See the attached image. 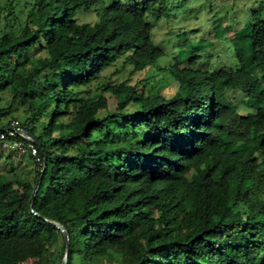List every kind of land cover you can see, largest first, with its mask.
<instances>
[{
  "label": "trees",
  "instance_id": "16d2710c",
  "mask_svg": "<svg viewBox=\"0 0 264 264\" xmlns=\"http://www.w3.org/2000/svg\"><path fill=\"white\" fill-rule=\"evenodd\" d=\"M239 7L0 0V132L19 120L43 161L0 141V264H61L56 225L66 264H264V1L236 27ZM177 17L172 40L196 22L202 49L225 24L235 74L156 45ZM131 53L174 93L114 81Z\"/></svg>",
  "mask_w": 264,
  "mask_h": 264
},
{
  "label": "rangeland",
  "instance_id": "374dc122",
  "mask_svg": "<svg viewBox=\"0 0 264 264\" xmlns=\"http://www.w3.org/2000/svg\"><path fill=\"white\" fill-rule=\"evenodd\" d=\"M208 2H215V3H222L225 0H207ZM229 1V0H226ZM236 2H240L241 7L233 9V16L236 20H230V22L233 23L236 27H240L243 25L244 21L249 17V9L252 7V3L254 1L262 2L264 0H235ZM219 7V5L217 4ZM231 5L230 3L226 5V9H230ZM264 12V11H261ZM230 17V18H231ZM179 18H170L167 21H160L154 31H153V41L156 45H159L160 47H163L168 53H172L174 49H172L171 44L176 45L179 43L178 41H182L185 44L184 46V52L191 53L192 55L194 53H198L202 57L206 58L207 60L204 61L203 66L211 65L213 68H218V70H221L222 74L225 75H234L235 69L234 68V55L232 53V50L229 48V40L232 37L231 33L227 32L225 24H223L220 28H215L214 31L217 33L218 38L216 40H212V45L209 48L202 49L198 44V38L201 36L202 32H199L196 28V22L191 23L189 27L186 28L185 34H180L178 36V39L176 41H173V35L176 34V32H180L181 30L178 21ZM91 20V17H87L85 21ZM218 21V20H217ZM196 29L195 31H193ZM179 34V33H178ZM193 41V42H190ZM176 49V48H175ZM143 58L142 53H135L134 55L129 54L127 57L128 63L125 66V71L123 72L122 76H115L113 78L114 81L118 80H126L127 84H133L136 81H140L141 85H145L146 90L150 91H160L162 94L166 96H171L175 91V84L171 82L169 77L166 75L159 76L160 73L156 72L154 68H145L144 72H134L131 75V72L133 71L132 66L139 67L141 65V59ZM232 66V68H230ZM144 73H146V76L144 77ZM145 78L146 80H143ZM2 98L7 100L9 98V95L6 92H3ZM233 98L235 103L238 105V112L240 114L246 115L250 118H252V115L248 110L245 108V104L241 100L240 94H233ZM20 113V112H18ZM16 112H13L11 117H15ZM12 121V120H11ZM21 155V154H20ZM20 164L22 166H27L28 168L33 166L32 160L27 155H22Z\"/></svg>",
  "mask_w": 264,
  "mask_h": 264
},
{
  "label": "built area",
  "instance_id": "2783aa9c",
  "mask_svg": "<svg viewBox=\"0 0 264 264\" xmlns=\"http://www.w3.org/2000/svg\"><path fill=\"white\" fill-rule=\"evenodd\" d=\"M0 141L3 146L16 150L20 154L29 155L40 167L43 164L38 148L30 136L23 130L19 120L14 119L0 132Z\"/></svg>",
  "mask_w": 264,
  "mask_h": 264
},
{
  "label": "water",
  "instance_id": "95a60500",
  "mask_svg": "<svg viewBox=\"0 0 264 264\" xmlns=\"http://www.w3.org/2000/svg\"><path fill=\"white\" fill-rule=\"evenodd\" d=\"M26 133H27V132H26ZM27 135L30 136L31 139L33 140V142L37 145V147L40 148V146H39L37 140H36L35 138H33L29 133H27ZM43 168H45V164H44V167H43ZM38 187H39V185H38ZM35 192H36V191H35ZM56 226H57V228L60 229V231L63 233L64 238H65V241H66V253H65V256H64V258H63V260H62V263H61V264H66V261H67V253H68V244H69V243H68L67 233H66L65 229L62 228L60 225H56Z\"/></svg>",
  "mask_w": 264,
  "mask_h": 264
}]
</instances>
